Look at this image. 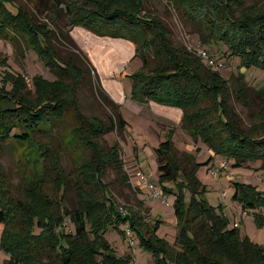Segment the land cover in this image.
Masks as SVG:
<instances>
[{"label": "trees", "instance_id": "trees-1", "mask_svg": "<svg viewBox=\"0 0 264 264\" xmlns=\"http://www.w3.org/2000/svg\"><path fill=\"white\" fill-rule=\"evenodd\" d=\"M52 1L68 16L66 29L83 27L96 36L122 39L133 46V56L140 57L141 67L129 75L128 99L181 109L180 123L194 141L200 140L213 152L233 158L234 165L260 160L258 168L264 170V86L257 90L262 105L258 120L240 128L236 118L227 115V80L218 71L206 68L185 47L174 46L169 29L159 19L141 15L142 0ZM169 1L180 16L190 14L196 21L192 22L201 44L222 43L229 55L239 57L242 66L264 71V8L243 6L242 0ZM51 36H57L55 30L35 21L16 0H0V38L12 39V44L17 43L16 38L24 41L56 76L50 81L34 75L32 90L23 76L9 72L1 76L0 144L10 139L33 141L56 129L59 134L60 125H67L65 118L71 114L87 156L85 162L79 159L76 168L65 174L56 162L58 152L48 141L38 143L44 158L42 166L26 182L21 198L11 192L0 163V249L10 254L7 264H128L127 257H114L102 238L106 227L118 223L139 237L140 245L156 255L158 264H264V246L240 235L236 227L226 229L223 214H216L200 197L206 188L197 171L208 162L196 161L190 151L178 152L173 129L166 131L154 152L159 181L172 180L175 184L172 208L177 221L175 238L181 250L154 235L157 222H145L139 199L136 209L132 205L128 210L119 209L111 184L103 178L110 166L116 174L115 182L133 190L123 167L121 147L116 141L107 145L98 138L113 131L124 133L126 121L120 104L110 97L93 68L98 100L105 99L115 112L107 113L105 119L86 115L74 94L86 71L70 60H60ZM65 78L72 84L63 98L60 91L65 90ZM244 88L241 85L235 92L241 101ZM48 157L53 160L47 166ZM234 184L232 198L240 202L243 211L264 207V190L249 183ZM184 187L190 193L188 203L184 201ZM69 192L75 198L71 204ZM254 215L264 224L262 215ZM66 218L74 226L72 233L64 231ZM98 254L102 255L100 262L95 261Z\"/></svg>", "mask_w": 264, "mask_h": 264}, {"label": "rangeland", "instance_id": "rangeland-1", "mask_svg": "<svg viewBox=\"0 0 264 264\" xmlns=\"http://www.w3.org/2000/svg\"><path fill=\"white\" fill-rule=\"evenodd\" d=\"M16 3L33 16L35 21L40 24L45 23L46 26L55 30L57 36L54 38L51 36V40H53L60 60H70L86 71L84 78L74 87L76 101L86 115L105 119L107 113L115 112L105 99L98 100L100 97L98 98L96 95L98 92L96 81L93 78V68L99 74L103 86L104 83L111 80L110 77L116 79V82H120V85L115 83L114 87L119 92L122 90V95L125 98L123 104L114 99L108 91L109 89L107 90L105 86L104 88L109 92L110 97L120 104L119 110L126 121V129L122 135L113 131L98 138V141L107 145L116 141L121 147L123 167L129 176L133 190L115 182L116 174L110 166L103 178L104 182L111 184V193L120 210H128L129 205H132L133 210L136 209L137 199H139L145 222L150 225H155L157 222L158 226L154 235L168 246L181 250L180 243H177L175 238L177 221L172 208L175 201L173 193L175 184L172 180L159 181L158 163L154 152L159 142L164 140L166 131L173 129L174 142L178 152L189 146L196 161L208 162L200 166L197 171V177L206 188L200 197L216 214H223L224 220H226V229L236 227L240 235H245L251 242L264 246V224L258 223L254 215L260 214L264 217V207L248 209L246 212L242 210L240 202L232 198L236 182L249 183L259 190H264V170L258 168L260 160L234 165L233 158H225L221 154L213 152L200 140L194 141L180 121L174 122V117H165L166 112L164 109V111L161 110L162 105L149 102L141 106L128 99L131 91L129 75L141 67L140 57L132 56L129 59H123L116 48L109 45L104 46L101 50L102 57L111 75L102 77L96 59L92 57H96L98 53L100 47L96 42L98 39H91L92 33L83 27L75 26L66 29L68 16L63 10L58 9L52 0H16ZM141 3L140 14L159 19L169 29V38L174 46L185 47L187 51L197 56L206 68L218 71L227 80L229 85L227 115L236 118L237 126L246 128L252 122L257 121L258 112L262 106L257 90L264 86V71L256 66H242L239 57L229 55L222 43L201 44L197 27L192 22L196 21L191 18L190 14L180 16L177 13L178 10L169 0H142ZM242 3L243 6L257 5L264 8V0H242ZM9 7L14 10V7ZM61 31L66 35L60 33ZM16 40L17 43L12 44V39L9 41L0 38V81L1 76L6 72L18 74L24 77L27 86L32 90L31 78L34 75H41L50 81L55 80L56 76L41 63L37 52L28 49L24 41L18 38ZM70 43L76 47H72ZM201 49L205 50L208 58L212 60L211 64L207 63V58L202 57ZM8 84L10 85V83ZM71 84L72 81L69 78L63 80L66 91L61 89V97L66 98ZM9 85L6 87L9 88ZM241 85L246 86L243 91L245 97L243 101L239 100L235 93ZM32 96L34 97V93ZM65 120L68 123L60 125L59 134L56 129L48 136H38L33 141L20 143L10 139L0 144V163L7 175L10 190L16 198H21L22 190L27 187L26 182L34 174L40 172L41 162L44 158L39 153L38 143L48 141L50 147L58 152L56 162L65 174L76 168L79 159L80 162L87 160L81 140L78 138L79 127L75 124V117L67 114ZM210 156L211 158L208 160ZM52 160L53 157H48L46 165L48 166ZM212 171H216V176H213ZM139 173L143 175L148 184H153L154 188L159 190V196L152 195V190L142 182L143 179ZM50 174L54 175L51 172ZM113 188H117V191L114 192ZM223 192H225L224 196H222ZM182 193L184 201L188 203L189 190L184 187ZM68 198L70 204L75 202L72 192H69ZM37 231L35 229V232ZM64 231L67 233L74 231V226L68 218H66ZM102 238L108 244L110 253L116 258L125 259L127 257L128 264H158L156 255L140 245L137 235L132 232L127 234L123 223L111 224L106 227L102 232ZM9 257V253L0 249V264H7L6 260ZM101 259L102 255H95V261L100 262Z\"/></svg>", "mask_w": 264, "mask_h": 264}, {"label": "crops", "instance_id": "crops-1", "mask_svg": "<svg viewBox=\"0 0 264 264\" xmlns=\"http://www.w3.org/2000/svg\"><path fill=\"white\" fill-rule=\"evenodd\" d=\"M90 37L93 38H97L98 40L96 41L100 47L98 50V53L95 56H92L93 58L96 59V64L99 67V71L101 72L102 77L104 75L110 76L111 74L108 72V68L104 63V59L102 57V48L106 45H109L110 47H114L116 48V50H118V52L121 54L123 59H129L130 57L133 56L134 54V48L131 44H129L128 42L122 40V39H113V38H108V37H97L94 35H90ZM101 57V58H100ZM111 80H109V82H107L106 84L104 83L105 88L110 92V94L114 97V99L118 102H122V104L125 101L124 96L122 95V90L121 92H119V90L117 88L114 87L115 83H118L120 85V82H116V79L110 77ZM113 81V82H112ZM121 89L122 86H120ZM123 96V98H122ZM127 100V99H126ZM142 106V104H140ZM165 111H164V110ZM161 110H163L164 112H166L165 117L169 118V117H174V122H178L180 121V116H181V111L180 109L176 108V107H169V106H162ZM168 113V114H167ZM169 115V116H167ZM173 142L175 141L174 136H172ZM175 145V142H174ZM177 148V147H176ZM178 149V148H177ZM183 150L185 151H190L189 146L184 148Z\"/></svg>", "mask_w": 264, "mask_h": 264}, {"label": "built area", "instance_id": "built-area-1", "mask_svg": "<svg viewBox=\"0 0 264 264\" xmlns=\"http://www.w3.org/2000/svg\"><path fill=\"white\" fill-rule=\"evenodd\" d=\"M201 50H202V49H201ZM201 50H200V54L202 55V57L207 58L206 60H207L208 62H207V61H206V62L211 64V63H212V60L208 58V56H207V54H206V52H205L204 50H202V51H201ZM212 174H213V176H216V171H212ZM139 175H140L141 178L143 179L142 182H143L144 184H147V186L152 190V195H153V196H159V195H160L159 190H158V189H155L153 184H148V183H147V180H146L145 178H143V175H141L140 173H139ZM224 195H225V192L222 193V196H224ZM124 227H125V231H126V233L129 234V233H130L129 228H128L127 226H125V225H124Z\"/></svg>", "mask_w": 264, "mask_h": 264}]
</instances>
